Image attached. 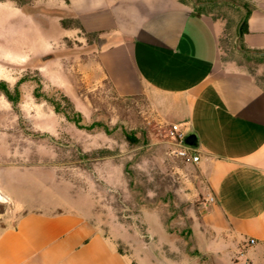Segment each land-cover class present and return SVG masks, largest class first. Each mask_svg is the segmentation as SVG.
Returning a JSON list of instances; mask_svg holds the SVG:
<instances>
[{
	"label": "crops",
	"instance_id": "1",
	"mask_svg": "<svg viewBox=\"0 0 264 264\" xmlns=\"http://www.w3.org/2000/svg\"><path fill=\"white\" fill-rule=\"evenodd\" d=\"M230 1L246 16L248 31L240 40L250 56L262 59L264 74V0ZM43 2L76 26L65 27L61 17L58 31L47 33L25 6L0 0L5 60L56 54L77 30L94 37L97 76L119 96L149 97L198 138L214 198L200 229L198 264H264V81L225 58L223 23L214 11L226 0ZM0 264L157 263L129 254L80 212L40 206L12 225L0 224Z\"/></svg>",
	"mask_w": 264,
	"mask_h": 264
},
{
	"label": "rangeland",
	"instance_id": "2",
	"mask_svg": "<svg viewBox=\"0 0 264 264\" xmlns=\"http://www.w3.org/2000/svg\"><path fill=\"white\" fill-rule=\"evenodd\" d=\"M18 3L47 33L58 31L61 17L77 24L47 11L43 0ZM216 9L226 60L264 81L262 59L240 40L243 10L230 0ZM94 40L77 30L58 53L24 62L6 61L0 45V83L13 96L0 90V190L8 197H0V224L57 206L80 212L149 263L198 264L200 229L214 202L208 170L183 154L192 149L174 137L175 123L149 97L119 96L97 76Z\"/></svg>",
	"mask_w": 264,
	"mask_h": 264
},
{
	"label": "trees",
	"instance_id": "3",
	"mask_svg": "<svg viewBox=\"0 0 264 264\" xmlns=\"http://www.w3.org/2000/svg\"><path fill=\"white\" fill-rule=\"evenodd\" d=\"M18 2V0H16ZM63 24L65 27H70L71 25H69L67 23V21L65 19H63ZM248 31V23H247V19H246V16L245 18H243L241 24H240V27H239V36H243L246 32ZM0 90H3L4 93L7 95V97L13 101V96H12V92L11 90L5 85L4 82H1L0 83ZM129 138H131L129 136ZM184 142L191 145L193 148L197 147L199 145V142H198V138L196 136V134H187L185 139H184Z\"/></svg>",
	"mask_w": 264,
	"mask_h": 264
},
{
	"label": "built area",
	"instance_id": "4",
	"mask_svg": "<svg viewBox=\"0 0 264 264\" xmlns=\"http://www.w3.org/2000/svg\"><path fill=\"white\" fill-rule=\"evenodd\" d=\"M172 133L174 135V137L178 140H180L181 142H184V139L187 135V129L186 126H183L181 124H174L173 125V129H172ZM185 143V142H184ZM190 149H192V151L189 153L187 150L183 151L184 155H188L189 159L192 161H199L201 159L200 153L197 151L196 148H193L191 145H189ZM212 199L214 200V198L212 197ZM251 243H255L256 240L255 239H251L250 240Z\"/></svg>",
	"mask_w": 264,
	"mask_h": 264
},
{
	"label": "water",
	"instance_id": "5",
	"mask_svg": "<svg viewBox=\"0 0 264 264\" xmlns=\"http://www.w3.org/2000/svg\"><path fill=\"white\" fill-rule=\"evenodd\" d=\"M0 197L3 199H7L8 197L0 190Z\"/></svg>",
	"mask_w": 264,
	"mask_h": 264
}]
</instances>
